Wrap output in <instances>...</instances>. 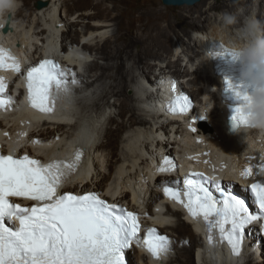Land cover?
Listing matches in <instances>:
<instances>
[{"label": "bare ground", "instance_id": "obj_1", "mask_svg": "<svg viewBox=\"0 0 264 264\" xmlns=\"http://www.w3.org/2000/svg\"><path fill=\"white\" fill-rule=\"evenodd\" d=\"M24 1L28 6H22L21 0H12L10 8L0 6L5 39L36 60L44 55L47 42H60L72 54L66 58L69 80L75 73L79 81L75 85L79 88L70 85L74 97L66 104L67 112L61 107L57 115H36L31 135L40 143L29 150L45 158L79 141L92 168L74 177L64 190L96 189L133 207H138L134 200L142 194L150 211L151 201L160 200L165 211L153 212L158 216L153 223L171 238V251L159 261H150L144 252L131 249L129 264H241L242 257L228 259L222 250L207 245L197 224L167 203L155 184L145 187L139 180L147 176L148 158L157 151L194 148L183 123L167 120L156 109L162 102V86L174 78L193 95L196 110L208 104L211 127L205 123L201 127L216 130L220 141H209V145L219 148L229 164L253 147L255 138L264 136L249 130L245 143L243 133L223 128L212 90L218 80L203 59L208 40H201L215 36L231 41L249 15L264 22V0H199L176 5L171 17L170 5L156 0L142 1L137 8L131 0ZM226 12L236 15V23L227 30L221 23ZM121 32H131V49H122ZM151 68L155 70L152 77L146 75ZM233 189L242 192L238 185ZM244 239L247 256L242 264H264V238L256 228H250Z\"/></svg>", "mask_w": 264, "mask_h": 264}, {"label": "snow or ice", "instance_id": "obj_2", "mask_svg": "<svg viewBox=\"0 0 264 264\" xmlns=\"http://www.w3.org/2000/svg\"><path fill=\"white\" fill-rule=\"evenodd\" d=\"M0 6L10 8L12 0H0ZM221 48L228 52L223 45ZM0 68L23 74L28 105L46 114L55 110L54 92L67 94L70 85L79 83L75 73L69 80L68 71L53 59L45 58L22 69L17 58L3 47H0ZM225 83L232 89L230 81ZM6 87L4 78L0 77V108L12 102L11 97L4 95ZM175 88L172 81L173 91ZM233 93L240 99L246 95L238 89H233ZM190 107L191 101L183 93L166 101L167 110L173 114L185 113ZM231 119L242 123L238 105ZM82 157L79 144L74 145L69 158L44 162L27 153L0 152V264H126L125 251L134 243L142 245L156 259L171 251L170 239L159 234L155 227L146 228L141 238V226L134 212L117 203L109 204L94 191L73 194L62 190L78 171ZM257 158V163H248L239 172L241 178H252L245 187L254 199L255 212L249 210L244 199L222 186L215 175L190 172L183 179L182 190L179 181H165L163 188L165 195L180 203L192 218L203 221L210 245L226 241L235 256L241 253L246 227L264 220V154H257ZM175 167L174 161L164 156L156 171L169 172ZM13 197L38 203L22 207L12 201ZM214 229L218 241L213 239ZM261 229L264 230V224Z\"/></svg>", "mask_w": 264, "mask_h": 264}, {"label": "clouds", "instance_id": "obj_3", "mask_svg": "<svg viewBox=\"0 0 264 264\" xmlns=\"http://www.w3.org/2000/svg\"><path fill=\"white\" fill-rule=\"evenodd\" d=\"M221 23L227 30L236 23V15L223 13ZM201 40L219 41L220 46L223 45V48L228 50L232 60L239 62L240 78L246 81L243 91L246 95L243 99L235 96L240 101L238 116L242 123L232 120L230 131L243 133L246 143L248 130L255 129L264 133V22L249 15L244 18L231 42L215 36H204ZM210 55L205 53L203 59H208ZM260 152L264 154V147Z\"/></svg>", "mask_w": 264, "mask_h": 264}, {"label": "rangeland", "instance_id": "obj_4", "mask_svg": "<svg viewBox=\"0 0 264 264\" xmlns=\"http://www.w3.org/2000/svg\"><path fill=\"white\" fill-rule=\"evenodd\" d=\"M139 1H140V2H139ZM142 1H145V0H131V5L133 6V8H134V7L137 8V7L140 5V3H141ZM156 1H159L162 5H165V4L162 3L161 0H156ZM254 2H256V0H253V3H254ZM21 5H22V6H28V3H27V2L25 3L24 0H21ZM177 7H178V6H176V5H170V7H168L170 17L172 16V10H177ZM62 13H63V12H62ZM131 35H132L131 32H128V33H127V32H121V38H120L119 42H120V45H121L122 49H131V48H132V47H131V43H132V40H133V36H131ZM121 43H122V44H121ZM145 59H146V58H145ZM150 61H153V60L150 59ZM153 72H155V70H154L153 68H151L150 70H148V71L146 72V75L152 77ZM146 78H147V77H146ZM174 80H176V79L174 78ZM191 95H192V94H191ZM192 98H194L193 95H192ZM112 127H115V124H112ZM174 239H175L174 244H176V242H177V238H174ZM187 239H189V238H187ZM181 243H182V242H180L179 245H181ZM186 244L188 245V243H186ZM260 259H262V258H260ZM135 260H136V259L134 258L133 261H135Z\"/></svg>", "mask_w": 264, "mask_h": 264}, {"label": "water", "instance_id": "obj_5", "mask_svg": "<svg viewBox=\"0 0 264 264\" xmlns=\"http://www.w3.org/2000/svg\"><path fill=\"white\" fill-rule=\"evenodd\" d=\"M165 5L193 4L199 0H161Z\"/></svg>", "mask_w": 264, "mask_h": 264}]
</instances>
